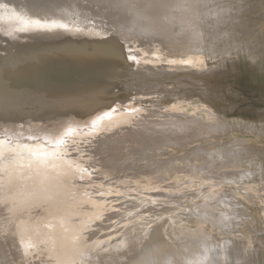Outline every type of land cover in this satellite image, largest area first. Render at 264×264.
Returning <instances> with one entry per match:
<instances>
[{"label": "rangeland", "instance_id": "obj_1", "mask_svg": "<svg viewBox=\"0 0 264 264\" xmlns=\"http://www.w3.org/2000/svg\"><path fill=\"white\" fill-rule=\"evenodd\" d=\"M66 2L125 43L86 54L116 53L100 63L119 72L93 70L53 92L43 84L30 97L34 87L3 78L7 67L45 70L58 53H85L76 35L22 30L16 5L0 0V210L23 212L29 191L34 239L52 249L41 246L36 264H128L159 238L178 253L143 264H264V0ZM34 150L43 158L29 167ZM37 250L23 245L20 259L32 264ZM0 264L12 261L1 253Z\"/></svg>", "mask_w": 264, "mask_h": 264}, {"label": "water", "instance_id": "obj_2", "mask_svg": "<svg viewBox=\"0 0 264 264\" xmlns=\"http://www.w3.org/2000/svg\"><path fill=\"white\" fill-rule=\"evenodd\" d=\"M8 1L11 2V4L16 5L15 7H17L15 8L16 9L14 11L15 13H12L14 19L13 20L11 19V22L13 21L16 23V26L18 25L19 28H21L22 30L48 29L47 32L51 37H53V39L76 35L71 43L72 45L76 46L77 49L82 48L85 53L82 54L83 52L81 53L80 50L75 51V53L72 52L71 54L58 53L53 57L56 58L60 56L62 57L61 60L51 65L46 64L45 70L43 69L44 67L43 68L40 67V64H36L32 69L21 68L22 67L21 65L19 66L10 65L9 67H7L8 70L2 73L3 78L7 80L8 84L25 85L27 88L34 87L35 90L34 92H31L32 94L30 96V97H34L36 96V94L44 95L43 92L39 93V89H42L39 87H41L43 84H45V86L43 87L42 90H44L45 92H49V91L53 92V90L49 89L50 86H53L54 88L59 87L57 88V90L59 89L62 90V89H67L70 83H72L73 86L86 83L85 81H83L82 77L80 76L83 74L90 75V73H92L93 70L96 71L99 70L100 72H105L107 74L112 73V71L119 72L115 69L109 71L107 69L108 67L105 66V64L100 63L101 61L102 62L104 61L106 63L107 62L112 63L118 61L119 58L116 57L117 56L116 53L108 54L106 52H100L96 54L95 57L93 58H91L90 56L89 57L86 56V54L94 52V49L98 48L99 45H101L102 47L105 46V43L111 41V38L115 42V44H117V46H119V44L125 46V43L123 42L120 43V41L122 40L119 37H117V35H115L116 33L112 32L105 24L104 26L102 24L100 25L98 21L93 20L91 17H87V16H83L85 18L83 17L77 18L74 16L67 18L71 20L70 22H73L74 25L80 24L81 26H83V27L80 26L78 28V31L79 29H81L85 33V37H82L80 33L83 32L75 31L74 34H71L67 29L62 28V26L65 25V21L66 22L69 21V20H65L63 16V13L65 14L66 12L65 8H67L68 6L60 4V6L52 5V7H50L51 3H64L66 2V0H39L38 3H35L32 0L30 2L27 0H8ZM40 7H42L43 9ZM27 14L31 15L32 17L28 18ZM0 20L1 22L5 21V19H0ZM40 24L46 26L41 27ZM87 24H89L90 26L87 27ZM16 26L14 28V31L19 32L17 31ZM100 29L106 30V32L101 31V33H104L103 38L96 37L97 39L96 38L91 39L90 37H87L90 36L87 33L88 31L90 30L99 31ZM54 45H58V44L51 43L49 46L53 47ZM16 46L17 47L19 46V48L21 47V45H16ZM58 46L61 47L62 44L61 45L59 44ZM63 54H67V55H63ZM68 56H70V58H68ZM80 58H84V60L81 61ZM119 67L121 69L124 68L123 65H119L116 67V69H119ZM63 74L69 75L70 76L69 80L63 82V78H62ZM1 81L2 79L0 78V82ZM0 84L3 85L4 83H0Z\"/></svg>", "mask_w": 264, "mask_h": 264}, {"label": "bare ground", "instance_id": "obj_3", "mask_svg": "<svg viewBox=\"0 0 264 264\" xmlns=\"http://www.w3.org/2000/svg\"><path fill=\"white\" fill-rule=\"evenodd\" d=\"M36 1L37 2H35V3H38L39 0H36ZM60 4L68 6V3L64 2V3H51L50 7H52V5L60 6ZM50 7H48V8H50ZM40 8H42V7H40ZM65 9L67 12L70 13L67 16V18H70L71 16H74L77 18L83 17L80 14L78 16L74 11H72L73 8H71L69 6ZM38 10H41V9H38ZM67 18L65 20H69ZM70 21L71 20H69L67 22L65 21V23L67 25L71 26L74 23L70 22ZM69 99H70V97L68 95H61L60 97H56V100L59 101L60 103H61V100H69ZM20 101H23V100L21 99ZM63 114H64V112H63ZM9 116H12V117H9ZM19 116L20 115L16 116V113L10 109L7 112L6 120H12V121L15 120V123H13V128H15L16 120H17V117H19ZM189 125L191 127L193 125H196V123L189 124ZM41 151L42 150H34L29 155H26V156L32 157L27 162V166H29V167H32L34 165L39 166L40 159L43 158V155H41V158L40 157L38 158V154ZM3 160L6 162H9L6 159H3ZM6 164H7L6 165L7 166V168H6L7 174L13 177L14 176L13 168H10L11 163H6ZM2 165H3V163L0 164V167ZM132 175H133V173H132ZM127 176H129V175H127ZM130 176H131V173H130ZM32 180L37 183V179L35 177H33ZM28 193H29V191L22 193V202L21 203H22L24 208H27L23 212L20 211V213H18V212H15L16 209L7 208V209L2 210L4 212H6L4 215L7 218H5L2 216V212L0 210V218H1V221H0V252L4 253L6 258L9 261H12V264H13V262L15 264H24V261L22 259H20L21 257H20L19 251H20V248L25 244H28L31 246L35 243V245H38L37 254L34 256V258L32 260L33 261L32 264H36L37 261L40 259V256H41L40 248H41V246H46V247L48 246L50 248V245H48L50 243V241L47 242L48 243L47 245H44L43 244V238L41 237V234H40L39 242L34 239V238H36L35 230L37 228H40V224L37 222L36 219L33 218V216L27 215V213H29V212H31V213L34 212V210H29L30 206L33 205V202H31V200L27 197ZM6 201H7V198H5L4 202H6ZM159 240L162 243V245H159L158 248H156V249L146 247L148 244H150L153 241V240H148L146 242L147 245H144L143 248L137 250V253L134 254L128 260V264H143L144 263V257L147 255H156V258L158 260H162V259L164 260L166 258L167 254L175 255L178 253V251H176V249L174 247H172V245H169V243H167L165 240H163L162 238H159ZM209 248H211V247L210 246L202 247V250H204L206 252L207 250H209ZM151 252H153V253H151ZM1 253H0V255H1ZM162 254H166V255H162ZM208 257H209L208 258L209 261L207 260V262L212 263V261H213L212 255H209Z\"/></svg>", "mask_w": 264, "mask_h": 264}]
</instances>
